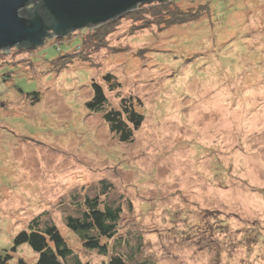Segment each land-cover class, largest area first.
Masks as SVG:
<instances>
[{
	"label": "rangeland",
	"instance_id": "rangeland-1",
	"mask_svg": "<svg viewBox=\"0 0 264 264\" xmlns=\"http://www.w3.org/2000/svg\"><path fill=\"white\" fill-rule=\"evenodd\" d=\"M190 5L204 8L201 18L168 29L124 15L99 48L87 28L61 44L0 50V253L35 220L54 224L81 264L113 255L126 264H264V0ZM66 52L74 62L57 71ZM106 75L119 90L109 91ZM92 82L111 107L132 97L145 117L131 143L85 108ZM101 182L112 187L105 194ZM96 196L100 208L122 210L114 241L124 246L110 242L105 257L65 224ZM20 260L34 264L36 254L23 245L8 264Z\"/></svg>",
	"mask_w": 264,
	"mask_h": 264
},
{
	"label": "trees",
	"instance_id": "trees-1",
	"mask_svg": "<svg viewBox=\"0 0 264 264\" xmlns=\"http://www.w3.org/2000/svg\"><path fill=\"white\" fill-rule=\"evenodd\" d=\"M193 1L194 0H155L140 4L105 24L88 26L87 28L93 29L91 31L92 35L88 38L89 42L96 48L102 46L103 43L99 42H103L106 36L115 31L117 20L124 15L129 16L128 18L131 19L132 22L145 20V25H151L147 27L157 25L162 29H168L172 26H179V24L181 26L186 25L190 23V21L201 18L205 11L203 7L193 11L190 5ZM181 6L185 7V9L188 6L190 7L185 10ZM34 13H37L48 27L53 26L54 19L50 17L48 11L42 7V3L38 0H29L25 8L19 11V16L30 20ZM74 32L76 31L70 30L65 34L55 36L53 31L46 36V39L48 37L57 38V40L60 41L59 44H61L62 41H65V37ZM42 45L32 46L28 43H21L18 48L27 52L36 50ZM68 53L70 52L65 53L66 56L62 53L58 55L55 61L58 62V64H56L57 71H60V69L62 70L64 67L71 66L74 62V59L70 58ZM103 81L108 84L110 92L120 89V84L115 80L114 75L104 76ZM37 94L38 93L34 92L33 94H28L27 97L32 99V102H37L39 100ZM91 96L90 100L85 103V108H87L90 113L101 115L111 135H113L117 141L121 144L131 143L133 141L134 132L139 130L145 120V117L138 111L137 107L134 106L132 97L122 99L117 109L111 107V102L105 95L103 85L96 82L91 83ZM104 183L105 182H101L103 187V192H101V194H105L108 189L112 188L109 184ZM99 196L92 199L84 198L83 212L79 217L68 216L65 219V224L67 230L78 238L84 249L89 252H96L105 257L110 251V242L114 241V238L119 234L118 227L122 210L120 206L117 207L107 204L103 206V208H100ZM115 242L116 241H114V245L116 248H120L122 245L124 246L121 240L117 241L118 243ZM23 245L31 248L36 254L37 260L34 264H69V261H74V264H81L77 258L73 257L71 248L68 247L63 235L60 234L58 228L54 224L46 225L41 229L38 222L35 220L30 222L27 231H21L16 234L9 248L10 250H5L0 253V264L10 263L13 259V254H16L18 248ZM19 264H24V262L20 260ZM108 264H126V262L123 257L113 255Z\"/></svg>",
	"mask_w": 264,
	"mask_h": 264
},
{
	"label": "water",
	"instance_id": "water-1",
	"mask_svg": "<svg viewBox=\"0 0 264 264\" xmlns=\"http://www.w3.org/2000/svg\"><path fill=\"white\" fill-rule=\"evenodd\" d=\"M46 9L54 24L48 27L34 13L24 19L19 11L29 0H0V50L17 47L21 43L40 46L46 36L54 31L55 36L67 31L99 26L130 11L133 7L155 0H38ZM51 38V37H48Z\"/></svg>",
	"mask_w": 264,
	"mask_h": 264
},
{
	"label": "bare ground",
	"instance_id": "bare-ground-1",
	"mask_svg": "<svg viewBox=\"0 0 264 264\" xmlns=\"http://www.w3.org/2000/svg\"><path fill=\"white\" fill-rule=\"evenodd\" d=\"M246 86V85H245Z\"/></svg>",
	"mask_w": 264,
	"mask_h": 264
}]
</instances>
